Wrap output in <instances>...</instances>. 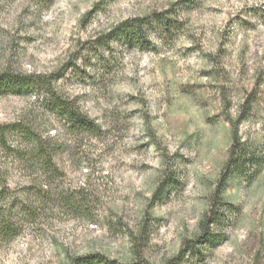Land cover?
Segmentation results:
<instances>
[{"label": "rangeland", "instance_id": "rangeland-1", "mask_svg": "<svg viewBox=\"0 0 264 264\" xmlns=\"http://www.w3.org/2000/svg\"><path fill=\"white\" fill-rule=\"evenodd\" d=\"M137 18L150 45H102ZM58 72L101 133L0 96L60 147L48 177L0 145V264H264V0H0V76Z\"/></svg>", "mask_w": 264, "mask_h": 264}, {"label": "trees", "instance_id": "trees-1", "mask_svg": "<svg viewBox=\"0 0 264 264\" xmlns=\"http://www.w3.org/2000/svg\"><path fill=\"white\" fill-rule=\"evenodd\" d=\"M143 29H145L143 18L127 20L110 29L102 37L104 38L102 45H105L104 47L107 49L116 38H120L122 43L129 45V42L136 38L138 49H144L146 47L144 44L150 45V42L146 40L145 30ZM102 45L99 44L97 47ZM61 77L59 72L43 75H1L0 96H33L40 103L39 107L43 115L51 119L53 123L61 122L68 133L74 136L99 137L100 127L79 110L74 100L63 97L57 91V83ZM234 135H236V132ZM9 138H14L20 145V147L9 148L12 152H9L10 155L14 156V153H16V158L26 160L29 165L36 167V170L44 176L51 177L57 174L58 170L56 172L52 168L60 147L55 145L56 143H53L52 139L43 138L41 133H38L30 125L21 123L0 125V145H6ZM8 197L7 191L3 188L0 189V239L9 242L18 236L19 227L13 219V216H17L11 213L13 210L10 207L1 206L8 200ZM18 212L22 213V210ZM25 214L31 218L35 215L32 211H27ZM209 214L211 216L214 212L210 211ZM212 223L213 221L205 222L202 220L201 227L205 231ZM91 263L106 264L98 255L76 258L70 264Z\"/></svg>", "mask_w": 264, "mask_h": 264}]
</instances>
